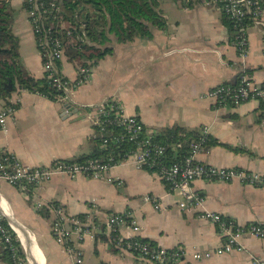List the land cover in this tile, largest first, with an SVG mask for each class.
I'll use <instances>...</instances> for the list:
<instances>
[{"label":"crops","instance_id":"0c3cea01","mask_svg":"<svg viewBox=\"0 0 264 264\" xmlns=\"http://www.w3.org/2000/svg\"><path fill=\"white\" fill-rule=\"evenodd\" d=\"M167 1L174 4V17H165L158 0L165 26L153 28L150 38L118 42L109 36L111 52L96 62L86 83L70 93V101H51L24 89L0 97V110L16 104L13 118L5 122L7 132L0 129V150L30 167L87 155L95 135L89 107L115 98L126 114L136 116L157 138L173 126L186 132L206 127L216 143L204 147L196 157L199 162L264 173V111L260 102L215 108L205 97L218 85L234 83L241 68L250 72L255 83L264 82V22L249 30L248 56L242 60L230 42L221 12L211 0ZM9 4L12 9L21 8L22 0H9ZM18 19L13 22L30 25L27 16L24 22ZM13 31L19 38L22 66L33 77L42 78L36 44L33 50L25 48L31 40L26 36L28 31L23 32V27ZM76 69L64 57L61 72L74 79ZM65 105L76 112L62 116ZM167 145L171 157L186 152L182 153L184 145L180 141ZM190 188L203 198L202 204L181 210L178 192L168 191L155 172L137 169L132 160H127L112 167L104 178L53 176L32 194L36 202L59 204L70 215L84 214L91 201L98 204L101 219L109 213L129 212L152 247L185 252L176 264H255L256 259L264 260V241L252 236L239 239V251L201 260L191 257L194 251L215 249L223 242L216 226L198 217L201 211L218 213L238 225L264 226V189L237 181L200 179ZM146 195L156 199L161 208L155 209L145 200ZM22 196L0 177V202L10 219L0 212L19 242L25 264H76L75 251L81 253V264H157L119 252L103 234L72 246V252L66 251L50 235L48 214L32 210ZM120 234L131 235L127 228L120 229ZM0 264H9L3 258L2 243Z\"/></svg>","mask_w":264,"mask_h":264},{"label":"built area","instance_id":"2783aa9c","mask_svg":"<svg viewBox=\"0 0 264 264\" xmlns=\"http://www.w3.org/2000/svg\"><path fill=\"white\" fill-rule=\"evenodd\" d=\"M9 1V0H6ZM26 4L27 19L30 22L37 51L42 61L44 77L48 85L60 92L64 101H70V93L86 83L92 67L76 69L74 79L67 78L61 72L64 59V44L58 37L51 34L48 19L55 18L59 11L58 5L43 0H22ZM230 23V42L237 56L245 59L248 56L249 30L257 23L264 22V0H211ZM215 108L234 107L248 101H261L264 98V82L257 84L251 74L244 68L239 70L234 83L218 85L205 93ZM16 104L0 110V129L7 132L5 122L12 119ZM89 119L92 128L105 137L102 146L107 149L104 160H88L77 162L72 160H56L47 166L30 167L19 162L13 154L0 150L3 155L0 162V177L10 186L23 193L50 179L53 176L70 178L82 175L88 178H104V175L114 166L127 160H132L137 169L155 172L164 182L168 191L178 192L181 210L194 209L201 205L203 198L191 191L190 185L194 180L217 182L237 181L242 185L264 189V173L252 172L238 168L215 167L199 162L196 157L204 149V141L208 129L198 130V138L191 140L187 154L179 157L169 155L170 147L156 140V135L147 130L143 123L134 115L125 113L123 105L115 98L104 99L89 107ZM129 144L131 149L123 159L115 160L113 147ZM177 147H180L178 145ZM173 149V148H172ZM118 155V154H117ZM11 160V161H10ZM145 200L160 209V204L151 195ZM34 209L38 213L46 212L50 221V235L53 240L72 252V246L78 245L85 239H94L98 234L107 237L110 244L119 252L130 254L138 259L157 264H176L184 258L182 249H162L152 247L141 236V227L129 212L109 213L101 219L99 206L95 201L87 205V211L81 215H70L65 209L55 203L35 202ZM198 217L216 226L222 245L206 251L191 253L193 260L222 255L234 250H241L239 239L252 236L264 241V226L259 223L238 225L233 219L218 213L201 211ZM4 216L0 213V243L8 249L13 264H25L14 245L16 236L5 226ZM127 228L131 235L123 236L120 229ZM75 263L81 264L80 251H75ZM255 264H264V260L256 259Z\"/></svg>","mask_w":264,"mask_h":264},{"label":"trees","instance_id":"16d2710c","mask_svg":"<svg viewBox=\"0 0 264 264\" xmlns=\"http://www.w3.org/2000/svg\"><path fill=\"white\" fill-rule=\"evenodd\" d=\"M53 2L59 7L55 18L48 19L51 34L58 37L64 44V57L79 67H93L96 62L111 52L108 46L109 36L113 35L118 42L130 41L134 38L148 39L152 29H162L165 20L159 10L158 0H43ZM26 10V4H22ZM221 19L230 33V23L221 14ZM14 21L13 10L9 1L0 0V97H6L11 92L24 89L29 93L38 94L51 101L61 98V93L48 85L47 79L35 78L22 66L18 53V38L11 33L10 26ZM11 81L12 91L5 90V85ZM260 109L264 111V98L260 101ZM182 133V135H179ZM104 135L95 130L92 140V150L87 155H81L74 160H104L107 149L102 146ZM198 138V132H186L173 126L163 130L162 136L156 140L167 143L180 141L183 143L182 153L187 154L191 140ZM216 143L208 135L204 147ZM116 154L115 160L123 159L131 149L129 144L112 148ZM118 154V155H117ZM3 155L0 153V162ZM11 161V160H10ZM150 171V170H149ZM23 192L32 195L31 186ZM5 226L9 229L6 221ZM10 230V229H9ZM11 231V230H10ZM12 232V231H11ZM14 235V233L12 232ZM15 236V235H14ZM18 254L25 261L24 254L15 241ZM3 258L13 264L8 249L3 248Z\"/></svg>","mask_w":264,"mask_h":264},{"label":"rangeland","instance_id":"374dc122","mask_svg":"<svg viewBox=\"0 0 264 264\" xmlns=\"http://www.w3.org/2000/svg\"><path fill=\"white\" fill-rule=\"evenodd\" d=\"M159 2H160L161 12L165 15V17L168 18V19H173V17H174V8H173V5L174 4L168 2L167 0H159ZM210 7H212V6H210ZM212 9L215 10V8H213V7H212ZM12 10H13V15H14V20H17V18H19L18 20H22L23 22L25 21V17L27 16V13H26V11L22 7L21 8L14 7V9H12ZM13 23L10 26L11 33L13 35H15L13 30H17V28L18 29H21L23 27V32H27L28 31L26 33V36H30L31 37L30 43L25 44V48L26 49H32V50L35 49V41H34V38H33V33H32L31 26L30 25L26 26V23L25 24H21V22H17V21L14 24ZM18 46H19V38H18ZM20 61H21V58H20ZM35 190L36 189H34V191ZM21 194L25 197L24 198L22 196L25 199V201L28 204V206L31 207L32 210H33L34 209V203L36 202V200H34V194H32L31 196H26L25 193H21Z\"/></svg>","mask_w":264,"mask_h":264},{"label":"water","instance_id":"95a60500","mask_svg":"<svg viewBox=\"0 0 264 264\" xmlns=\"http://www.w3.org/2000/svg\"><path fill=\"white\" fill-rule=\"evenodd\" d=\"M5 90L8 91V92H11L12 91V84H11V81H9L6 85H5ZM76 112V109L72 108L71 105H65L64 106V111L62 113V116H68L70 114H73ZM5 217V216H4ZM29 261H31L29 259ZM32 262V261H31ZM33 264H36V261L33 262Z\"/></svg>","mask_w":264,"mask_h":264},{"label":"bare ground","instance_id":"6f19581e","mask_svg":"<svg viewBox=\"0 0 264 264\" xmlns=\"http://www.w3.org/2000/svg\"><path fill=\"white\" fill-rule=\"evenodd\" d=\"M0 209L8 216V218L10 219L9 217V213L7 212V209L2 205V203L0 202Z\"/></svg>","mask_w":264,"mask_h":264}]
</instances>
